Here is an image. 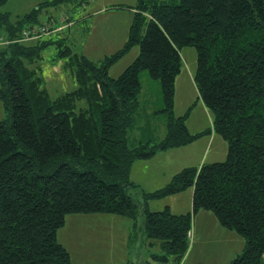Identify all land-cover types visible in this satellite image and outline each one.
I'll return each mask as SVG.
<instances>
[{
  "label": "trees",
  "instance_id": "16d2710c",
  "mask_svg": "<svg viewBox=\"0 0 264 264\" xmlns=\"http://www.w3.org/2000/svg\"><path fill=\"white\" fill-rule=\"evenodd\" d=\"M71 2L84 7L89 1L44 0L16 16L0 10V33L15 39L0 45V99L9 111L0 119V264H76L58 232L69 215L100 213L131 221L129 246L134 242L137 264H187L193 217L201 210L245 239L228 264H264V0L111 5L135 13L125 44L99 59L70 44L65 32L79 19L68 8L41 19L49 7ZM66 14L72 25L18 40L29 25L67 23L60 20ZM52 44L74 83L57 96L43 71ZM136 45L138 56L119 76L110 75ZM188 46L197 51L194 80L213 116L212 125L198 132L187 124L190 110L177 115L175 109ZM145 71L161 88L151 109L142 100ZM153 120L164 124L163 137L152 132ZM212 131L228 141L224 160L187 166L152 191L132 179L137 160ZM188 188L191 211L148 206L150 199Z\"/></svg>",
  "mask_w": 264,
  "mask_h": 264
},
{
  "label": "rangeland",
  "instance_id": "374dc122",
  "mask_svg": "<svg viewBox=\"0 0 264 264\" xmlns=\"http://www.w3.org/2000/svg\"><path fill=\"white\" fill-rule=\"evenodd\" d=\"M41 1L44 0H8L5 4L1 5L0 10L9 11L13 16H16L32 10ZM88 1L89 2L85 3L84 7L76 6L73 2L62 6L49 7L47 10L43 11L41 19L45 20L51 13H55L57 15L64 11L65 8H68L69 12L75 15L76 19H79L74 26H71V28L65 32L69 35L70 44L73 45V48L77 51L84 52L93 59H99L106 54L115 52L114 48L120 44L124 45L127 38L125 39L123 37L121 30L118 28L121 22L117 19L118 16L116 12H113L114 9L109 8L110 6L107 7L111 9L109 12L93 13V15L88 14V10L93 12L95 9L99 8V4L118 0ZM90 3H93V8L92 6H89ZM66 24L67 23H64V25ZM89 29H92V38L89 37ZM184 49L189 50L183 52L184 58H187L190 65L193 64L194 66H197L196 49L192 46H188ZM57 51L56 45H49L45 50V59L43 61L44 75L47 77L48 88L50 89V92L53 96H57L66 90L73 88L72 85L74 86V83L67 79L68 75L66 74L65 69H63V59H57L55 57ZM139 52L140 47L138 45L134 46L125 56L112 65L109 71L110 75L119 76L124 71V69L138 56ZM184 64L186 65L185 61ZM180 74L183 78L181 79L180 84V88H182V95L185 98H183V101H191L188 103V105H183L179 102V105H176L175 108L176 114L179 115L181 112L186 113L188 110H190V114L187 119V123L190 126L191 123L198 124V121L203 123L207 122L209 118L206 112L201 111L203 101L199 97L196 84H194L195 80L186 79L183 70ZM63 81L67 82L61 84ZM142 82V100L145 106L151 109V107L155 106L159 100V95L161 93L160 84L158 81L152 80L146 71L142 74ZM69 83L70 85H68ZM8 112L9 111L5 109L0 99V119L7 118L9 116ZM191 115L193 118L189 120ZM153 122L154 123H151V126H154L155 124V129H153L152 132L154 135L163 137L165 131L164 124L159 120H153ZM217 135V139L220 141H215L211 150L206 154H209L207 159H203V163L204 161L210 162V160L221 161L227 157L228 141L220 134ZM133 137H135V132L133 133ZM201 138L202 137L199 139ZM193 148V144L190 146H181L180 150L177 149L174 152H170L172 155L169 158L163 156L164 154H161L156 158L150 157L137 160L133 164L131 175L132 179L134 181L138 180L141 183L140 184L137 182L140 185L139 187L145 191H152L157 188H161V186L166 185L172 180L175 173L181 171L186 166L197 165L192 163L194 162L193 158L197 157L196 154L191 156ZM215 153L217 154L214 156L218 157L220 155V157L217 159H211L214 157L213 154ZM199 164L200 163H198V165ZM192 198L193 190L192 188H188L165 198L150 199L149 202L151 207L154 209H163L164 207L170 205L169 207L173 212L185 213L192 210ZM76 215L79 214H72L69 216L66 228L61 230L60 239L65 238V244L67 248L72 251L73 257L78 264H137L135 261L136 258H138V255H136L135 258L134 242L132 243V246H129L127 245L129 242H122L121 238H116L115 240L117 242L106 241L104 244L96 245V241V243L92 242L86 244H93L97 246L96 250H98V252L103 249V256L96 253L94 254L93 252L91 254L83 253L85 246L81 243L79 245V242L76 241L75 235L80 236V233L85 225H83L84 227H76L75 223H71V217H76ZM111 215L113 214H110L109 216ZM106 217L107 216L102 217L104 221L106 220ZM123 218L128 219L126 217ZM125 219L124 221H126ZM230 231L231 230L222 227L218 223L215 215L212 212L206 210L199 211L193 217L191 245L186 256L187 264H195L197 262H201L203 264H228L238 253L243 251L245 246V239L239 234ZM117 232L119 233V231ZM143 235L144 234L142 232H138L136 235L138 238L135 237L138 247H141L140 250H144L146 248L145 245L142 247L138 242V240L142 238ZM99 236H102L101 232ZM126 250L129 252L128 256L124 258L123 255L126 254ZM95 257L100 258L95 259ZM110 258H113L114 261H110Z\"/></svg>",
  "mask_w": 264,
  "mask_h": 264
},
{
  "label": "crops",
  "instance_id": "0c3cea01",
  "mask_svg": "<svg viewBox=\"0 0 264 264\" xmlns=\"http://www.w3.org/2000/svg\"><path fill=\"white\" fill-rule=\"evenodd\" d=\"M136 2H137V0L136 1H134V0L110 1V2H107V3H104V4H99V6H98L99 8L95 9L93 12L88 10V14L89 15H93V13L109 12V10L114 9L113 12H116V14L118 16L117 19L121 22V24H120V26L118 28L121 30V33L123 34V37L126 39L127 36H128L129 30H130V26H131L132 20H133V16H134V13H135V8H117V9L116 8H111V9H109L107 7H109L111 5H117V4L135 5ZM89 6H92V8L94 7L93 3H90ZM91 32H92V29H90V33H89V35H90L89 37L90 38H92ZM122 41H124V40H122ZM122 45L123 44L117 45L114 48L115 51L118 50ZM186 51H189V50L188 49H183L182 50V55H183V52H186ZM183 59H184L186 65L185 64L183 65L182 70L185 73L186 79H194L196 66H194L193 64L190 65L189 61L187 60V58H184V56H183ZM180 73H179V75H178V77L176 79V105H179V102L182 103L183 105H188V103L191 100H189L187 102L183 101L184 97L182 95V90H181L182 88H180L181 79H183V78H182ZM64 82H66V81L61 82V84H63ZM194 84H195V82H194ZM201 107H202L201 111L206 112V114H207L209 119L205 123L198 121L199 122L198 124H196V123L192 124L191 123V126L188 125L190 130L193 131V132H198V131L205 130L208 126H211L212 122H213L212 113L209 111V109L206 107V105L203 102H202V106ZM181 114H184V113L181 112ZM192 118H193V116L191 115L189 120L192 119ZM187 122H188V120H187ZM199 125H200V127H199ZM217 134L218 133H216L215 131L214 132L212 131L211 133L202 136L201 139L198 138V140H195L191 144L186 145V146H190V145L193 144V146H194V148L192 149V152H191V156H194L196 154L197 157L193 158L194 162H192V163H195L197 165H198V163H200L198 165V166H200L203 163V159H207L209 154L208 155H206V154L211 150V148L214 145L215 141H220L219 139H217L218 138ZM180 148H181V146L180 147L171 148V149H168V150H162L161 152L158 151L157 153H155V155L152 158H156L157 156H159L161 154L162 155L164 154L163 156L169 158L172 155V153H170V152H174L177 149L180 150ZM216 154L217 153L213 154V156L216 155ZM218 157H220V155ZM218 157L214 156L211 159H217ZM212 161H217V160H210V162H212ZM204 162H206V161H204ZM168 165H169V163H168ZM191 166H193V165H191ZM135 181L140 183L138 180H135ZM192 190H193V188H192ZM148 206L152 210H160V209L152 208L149 201H148ZM109 215L110 214H102V213H100V214H79V215H76V217H71V223L72 224L75 223L76 227H79V226L84 227L83 225H85V227L82 229V231L80 233V236L75 235L76 236V241L79 242V245L81 243V244H83L85 246V250L83 251V253L91 254L93 252L94 254L96 253V254H99L101 256H103V254H104V250L103 249L98 252V250H96L97 246H95L93 244L86 245L87 243H92V242L96 243V241H97L96 245H98V244H104L106 241L117 242L115 240L116 238H119V239L121 238L122 242H125V241L129 242V235H130L131 229H132L131 221L129 219L123 218V216H119V215H116V214H113L111 216H109ZM69 216L67 217L66 224L68 223ZM105 216H107V217H106V220L104 221V219L102 217H105ZM124 219L126 221H124ZM77 222H78V224H77ZM66 224L62 228H60V230L58 232L59 240L65 246H66L65 238L64 239H60V234H61V230L66 228ZM117 231H119V233ZM120 231H122V232H120ZM100 232L102 233L101 237L99 236ZM127 245H129V244H127ZM70 252H71L73 261L76 264H78L75 261L74 257H73L72 251H70ZM128 252L129 251L126 250V254L123 255L124 258H126L128 256ZM96 258H100V257H95V259ZM110 261H114V259L110 258Z\"/></svg>",
  "mask_w": 264,
  "mask_h": 264
},
{
  "label": "built area",
  "instance_id": "2783aa9c",
  "mask_svg": "<svg viewBox=\"0 0 264 264\" xmlns=\"http://www.w3.org/2000/svg\"><path fill=\"white\" fill-rule=\"evenodd\" d=\"M66 15L65 16L63 15L60 20L61 21L67 20L68 22L66 25L73 24L71 20H68V15L67 16ZM54 24H55L54 22H49L43 25H36V26L29 25L22 30L21 37L18 40L26 41V40L37 39L42 35L49 33L50 31L58 30L66 26L64 24H60V25L58 24L55 27ZM14 40L15 39L8 38L2 33H0V45L11 43Z\"/></svg>",
  "mask_w": 264,
  "mask_h": 264
}]
</instances>
